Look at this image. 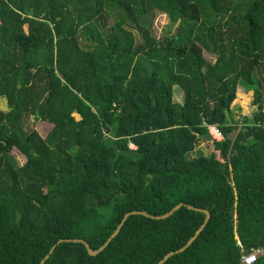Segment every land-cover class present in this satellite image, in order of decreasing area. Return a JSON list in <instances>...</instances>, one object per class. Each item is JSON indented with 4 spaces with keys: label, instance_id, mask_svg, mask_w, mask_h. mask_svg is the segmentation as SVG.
<instances>
[{
    "label": "trees",
    "instance_id": "obj_1",
    "mask_svg": "<svg viewBox=\"0 0 264 264\" xmlns=\"http://www.w3.org/2000/svg\"><path fill=\"white\" fill-rule=\"evenodd\" d=\"M155 9L176 28L156 36ZM0 96V264H40L61 238L98 249L127 212L178 203L212 215L162 264L264 247V0H0ZM205 122L225 134L208 154ZM185 204L131 214L96 255L61 242L44 264H159L205 221Z\"/></svg>",
    "mask_w": 264,
    "mask_h": 264
},
{
    "label": "rangeland",
    "instance_id": "obj_2",
    "mask_svg": "<svg viewBox=\"0 0 264 264\" xmlns=\"http://www.w3.org/2000/svg\"><path fill=\"white\" fill-rule=\"evenodd\" d=\"M146 19L147 21H150L152 24V29L153 32L156 36H161L163 35L165 32L169 31L170 29H175L177 24H171V20L169 19L168 15L166 14V12L155 9L153 12H149L146 15ZM112 21V19H111ZM110 21V22H111ZM135 32L139 33L137 29H134ZM81 31V29H80ZM139 35V34H138ZM139 37V36H138ZM81 39L83 40H87L86 35L81 32ZM86 42V41H85ZM205 55L212 61L215 60V58H213V56H211V54H209L208 52H205ZM261 75V73H260ZM251 98L249 99L247 106H242L241 103L243 100H239V103L237 104V106H235V118L238 121H242V116H243V111H245V109H251L252 107V102H250ZM245 105V104H244ZM0 106L3 109H8V103H7V99L6 97L0 96ZM23 124L24 127L27 131H31L32 129H36L38 130L41 135L46 136L48 134V132L52 129L53 127V123L49 122V121H45L43 119H39V118H35L34 114L32 113H28L24 119H23ZM239 128L236 129L235 131H233L231 133V138H236L237 136V132H238ZM205 139H202V141L200 142L199 146H198V152H202L205 154H208L214 147L213 142L208 138L207 135L204 136ZM17 160L19 161L20 164H23L26 162V157L25 155L21 154L19 151L15 152Z\"/></svg>",
    "mask_w": 264,
    "mask_h": 264
},
{
    "label": "water",
    "instance_id": "obj_3",
    "mask_svg": "<svg viewBox=\"0 0 264 264\" xmlns=\"http://www.w3.org/2000/svg\"><path fill=\"white\" fill-rule=\"evenodd\" d=\"M185 203H178L177 205H175L170 211L164 213V214H161V215H154V214H150L149 212L147 211H144V210H133V211H130V212H127L125 215H124V218L122 220V222L120 223V225L118 226V228L115 230V232L108 238V240L101 246L99 247L98 249H93L90 244L88 243L87 240H85L84 238H61L57 241V243H55L52 248L50 249V251L46 254V256L42 259V261L40 262V264H44L45 261L50 257L51 253L53 252V250L56 248V246L61 243V242H64V241H67V242H71V241H74V242H83L85 244V246L87 247L88 249V252L92 255H96L98 254L102 249H104L108 243L111 241V239L113 237H115L119 232H120V229H121V226L124 224L125 220L131 215V214H144L146 216H150V217H154V218H157V219H161V218H166V217H169L175 210H177L179 207H181L182 205H184ZM187 207L191 208V209H195V210H199V211H203L206 213V218H205V221L204 223L199 227V229L196 231V233L188 240V242L182 246L181 248L177 249V250H173V251H170L168 254L165 255V257L160 260L159 264H162L164 263L170 256L176 254V253H180L182 251H184L189 245L192 244V242L198 237V235L203 231V229L205 228V226L207 225V223L209 222L210 218H211V211L207 208H200V207H196L192 204H185ZM237 238L239 239V236L237 235Z\"/></svg>",
    "mask_w": 264,
    "mask_h": 264
},
{
    "label": "built area",
    "instance_id": "obj_4",
    "mask_svg": "<svg viewBox=\"0 0 264 264\" xmlns=\"http://www.w3.org/2000/svg\"><path fill=\"white\" fill-rule=\"evenodd\" d=\"M208 129L209 136L211 139L216 141H222L225 138V135L218 124H209L207 122L204 123ZM264 253V247H251L249 251L243 252L241 256L242 264H256V261L259 255Z\"/></svg>",
    "mask_w": 264,
    "mask_h": 264
},
{
    "label": "clouds",
    "instance_id": "obj_5",
    "mask_svg": "<svg viewBox=\"0 0 264 264\" xmlns=\"http://www.w3.org/2000/svg\"><path fill=\"white\" fill-rule=\"evenodd\" d=\"M208 123V122H207ZM209 124H218V123H209ZM218 126L220 127V125L218 124ZM221 128V127H220ZM208 130V129H207ZM222 130V129H221ZM223 131V130H222ZM224 133V132H223ZM207 135H208V138L212 141V142H214V141H216V140H213V139H211V137L209 136V133L207 132ZM225 135V134H224ZM225 139V138H224ZM223 139V140H224ZM218 142V141H217ZM130 146H131V148H135L136 146L134 145V143H130ZM241 246H242V244H241ZM244 252V251H243ZM243 254V253H242ZM242 256V255H241Z\"/></svg>",
    "mask_w": 264,
    "mask_h": 264
},
{
    "label": "crops",
    "instance_id": "obj_6",
    "mask_svg": "<svg viewBox=\"0 0 264 264\" xmlns=\"http://www.w3.org/2000/svg\"><path fill=\"white\" fill-rule=\"evenodd\" d=\"M239 131V130H238ZM238 133V132H237Z\"/></svg>",
    "mask_w": 264,
    "mask_h": 264
}]
</instances>
